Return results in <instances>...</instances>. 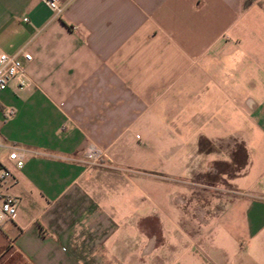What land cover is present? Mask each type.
<instances>
[{
    "label": "crops",
    "instance_id": "0c3cea01",
    "mask_svg": "<svg viewBox=\"0 0 264 264\" xmlns=\"http://www.w3.org/2000/svg\"><path fill=\"white\" fill-rule=\"evenodd\" d=\"M62 5L0 0V49L33 54L0 94V264H264V0Z\"/></svg>",
    "mask_w": 264,
    "mask_h": 264
},
{
    "label": "built area",
    "instance_id": "2783aa9c",
    "mask_svg": "<svg viewBox=\"0 0 264 264\" xmlns=\"http://www.w3.org/2000/svg\"><path fill=\"white\" fill-rule=\"evenodd\" d=\"M47 6L57 14L64 10L62 0H42ZM33 60V54L28 51L17 53H7L0 49V94L5 90L11 80L16 79L19 86L25 87L30 84L26 71V63ZM14 111L11 110V113ZM84 157L91 164H101L106 161L107 153L104 148L95 143H89L84 150ZM9 158L13 160L17 167H22L26 161V155L19 149H12ZM11 176V171L0 163V182ZM17 213V201L13 196L0 197V223L4 220L13 218Z\"/></svg>",
    "mask_w": 264,
    "mask_h": 264
},
{
    "label": "rangeland",
    "instance_id": "374dc122",
    "mask_svg": "<svg viewBox=\"0 0 264 264\" xmlns=\"http://www.w3.org/2000/svg\"><path fill=\"white\" fill-rule=\"evenodd\" d=\"M211 146V149L215 148L220 150L221 148L215 146V144H211ZM243 162L242 145L236 142L234 145V162L230 163L218 161L211 166L208 172H206V178L212 179L219 184V192L230 191L229 188L225 186V183L228 182L230 176H232L233 173L239 169V166L243 164Z\"/></svg>",
    "mask_w": 264,
    "mask_h": 264
},
{
    "label": "trees",
    "instance_id": "16d2710c",
    "mask_svg": "<svg viewBox=\"0 0 264 264\" xmlns=\"http://www.w3.org/2000/svg\"><path fill=\"white\" fill-rule=\"evenodd\" d=\"M202 148L204 150H211L212 146L209 142L202 141Z\"/></svg>",
    "mask_w": 264,
    "mask_h": 264
}]
</instances>
